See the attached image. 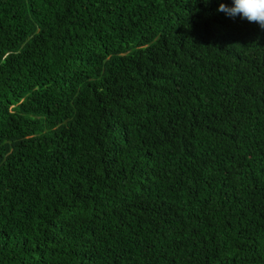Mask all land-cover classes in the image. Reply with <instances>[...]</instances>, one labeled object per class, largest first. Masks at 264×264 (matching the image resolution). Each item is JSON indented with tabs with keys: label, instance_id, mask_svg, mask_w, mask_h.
I'll return each mask as SVG.
<instances>
[{
	"label": "trees",
	"instance_id": "trees-1",
	"mask_svg": "<svg viewBox=\"0 0 264 264\" xmlns=\"http://www.w3.org/2000/svg\"><path fill=\"white\" fill-rule=\"evenodd\" d=\"M232 0H0V264H264V29Z\"/></svg>",
	"mask_w": 264,
	"mask_h": 264
},
{
	"label": "clouds",
	"instance_id": "clouds-1",
	"mask_svg": "<svg viewBox=\"0 0 264 264\" xmlns=\"http://www.w3.org/2000/svg\"><path fill=\"white\" fill-rule=\"evenodd\" d=\"M204 2L206 3L207 0ZM217 11L230 18L239 15L241 19L256 23L264 29V0H232V6L220 3Z\"/></svg>",
	"mask_w": 264,
	"mask_h": 264
}]
</instances>
